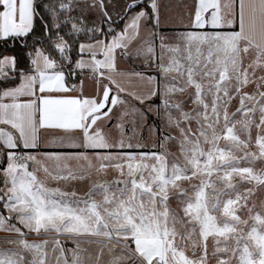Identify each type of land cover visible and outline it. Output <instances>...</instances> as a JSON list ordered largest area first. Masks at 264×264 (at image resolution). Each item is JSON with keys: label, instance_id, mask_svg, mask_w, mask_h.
I'll return each instance as SVG.
<instances>
[{"label": "snow or ice", "instance_id": "6c2138e0", "mask_svg": "<svg viewBox=\"0 0 264 264\" xmlns=\"http://www.w3.org/2000/svg\"><path fill=\"white\" fill-rule=\"evenodd\" d=\"M162 14L0 0V264H264V0Z\"/></svg>", "mask_w": 264, "mask_h": 264}, {"label": "crops", "instance_id": "0c3cea01", "mask_svg": "<svg viewBox=\"0 0 264 264\" xmlns=\"http://www.w3.org/2000/svg\"><path fill=\"white\" fill-rule=\"evenodd\" d=\"M162 3V22L164 25V31L166 33H173L182 31L186 25H188L190 20V13L193 10L194 0H161ZM137 67L142 66L137 62ZM84 88L85 94H90L93 91L94 84L91 80L84 77ZM125 87L133 88L136 85L125 84ZM157 102V101H156ZM159 103V101L157 102ZM59 133L52 131L45 134V137H50L52 135H58ZM5 233L0 232V236H4ZM30 239H36L35 236L30 237Z\"/></svg>", "mask_w": 264, "mask_h": 264}, {"label": "rangeland", "instance_id": "374dc122", "mask_svg": "<svg viewBox=\"0 0 264 264\" xmlns=\"http://www.w3.org/2000/svg\"><path fill=\"white\" fill-rule=\"evenodd\" d=\"M181 32L182 31H178V32H173V33H166V34H168V35H170V36H175V35H179V34H181ZM249 91L251 90V89H248ZM184 98H186V97H184ZM158 102V101H157ZM156 102V103H157ZM238 107V100H233L232 102H231V105H230V108H229V111H235V109ZM155 120V116L154 115H152V114H149V116H148V122L149 123H151V122H153ZM113 123H115V121H113ZM115 134V133H114ZM144 135H145V137H146V141L145 142H147L150 146H151V143L156 139V137L155 136H149L148 135V133H147V131H145V133H144ZM173 151H175V148H173L172 149ZM76 165V162L74 161L73 162V166H75ZM98 177L96 176V175H93V177H92V180H96ZM112 178V176L111 175H109V177H107V179H111ZM99 179H104V177H99ZM71 187H76V189L79 191V192H81V193H83V192H85V191H87V188H88V184L85 182V183H73V185H71L70 186V188ZM70 188H69V190H70ZM258 196H259V199H255V203H256V206H257V209L258 210H261V201H264V192H259L258 193ZM173 207H176V204H175V202H173V205H172ZM247 218V217H246ZM211 250V249H210ZM93 251H94V248H93ZM104 259L106 260L107 259V255H105V257H104ZM213 264H215V262H213Z\"/></svg>", "mask_w": 264, "mask_h": 264}, {"label": "trees", "instance_id": "16d2710c", "mask_svg": "<svg viewBox=\"0 0 264 264\" xmlns=\"http://www.w3.org/2000/svg\"><path fill=\"white\" fill-rule=\"evenodd\" d=\"M25 61L23 60V59H21V63H20V65H19V67L21 66H23V67H25ZM73 83H77V81H72ZM158 101V100H157Z\"/></svg>", "mask_w": 264, "mask_h": 264}, {"label": "water", "instance_id": "95a60500", "mask_svg": "<svg viewBox=\"0 0 264 264\" xmlns=\"http://www.w3.org/2000/svg\"><path fill=\"white\" fill-rule=\"evenodd\" d=\"M123 0H116V3L119 5V4H122ZM118 10V9H117Z\"/></svg>", "mask_w": 264, "mask_h": 264}, {"label": "flooded vegetation", "instance_id": "af4514ba", "mask_svg": "<svg viewBox=\"0 0 264 264\" xmlns=\"http://www.w3.org/2000/svg\"><path fill=\"white\" fill-rule=\"evenodd\" d=\"M25 66H26V65H25ZM20 68H24V67H23V66H22V67L20 66Z\"/></svg>", "mask_w": 264, "mask_h": 264}]
</instances>
